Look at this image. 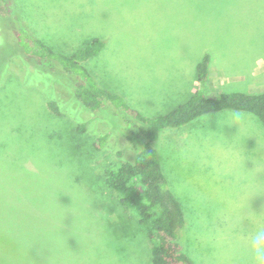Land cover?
I'll list each match as a JSON object with an SVG mask.
<instances>
[{
	"label": "rangeland",
	"instance_id": "rangeland-1",
	"mask_svg": "<svg viewBox=\"0 0 264 264\" xmlns=\"http://www.w3.org/2000/svg\"><path fill=\"white\" fill-rule=\"evenodd\" d=\"M29 36L64 56L102 40L83 65L99 87L154 118L198 90L206 54L208 94L264 92V0H0V264H151L145 228L101 185L106 168L135 154L125 136L132 121L112 105L94 117L74 97L78 76L38 60ZM227 112L163 130L153 143L194 264H250L248 237L264 226L247 214L264 211V194L243 210L242 189L244 174L264 182V126L247 112L242 126L225 125ZM62 131L76 142L72 160Z\"/></svg>",
	"mask_w": 264,
	"mask_h": 264
},
{
	"label": "trees",
	"instance_id": "trees-1",
	"mask_svg": "<svg viewBox=\"0 0 264 264\" xmlns=\"http://www.w3.org/2000/svg\"><path fill=\"white\" fill-rule=\"evenodd\" d=\"M29 37L35 48L31 54H35L38 60L54 59L66 72L78 76L74 97L94 117H97L96 112L100 109L112 105L132 121L129 134L125 136L132 144L135 154L132 160L120 159L117 164L106 168L101 176V185L117 207L133 212L138 224L145 228L146 236L151 241V264H194L178 241V231L185 225L184 212L169 188L153 143L163 130L180 128L203 115L224 110L253 114L264 126V92L208 94L206 89L210 56L206 54L196 65L198 90L170 112L150 118L132 109L119 95L99 87L83 65L101 52L105 46L102 40L93 39L70 56H64L53 52L34 36ZM48 106L53 111L56 110L53 102L49 101ZM85 129L86 123L78 124L74 134H81ZM130 135L141 139V144L138 146L135 140L130 139ZM107 137L104 134L97 138L96 150L105 145ZM61 139L63 143L60 147L65 154V161L72 160L76 151L72 145L76 142L70 144L63 131ZM73 163L75 164V158Z\"/></svg>",
	"mask_w": 264,
	"mask_h": 264
},
{
	"label": "clouds",
	"instance_id": "clouds-1",
	"mask_svg": "<svg viewBox=\"0 0 264 264\" xmlns=\"http://www.w3.org/2000/svg\"><path fill=\"white\" fill-rule=\"evenodd\" d=\"M226 115L228 117V120L225 125L235 126L236 128L242 126L244 123H246L248 119V117L244 113L237 110L229 111L226 113ZM223 139H225L224 136ZM206 143L212 144L211 139L206 141ZM212 146L215 145L213 144ZM251 171L252 170H248L249 173H251ZM228 174L231 175L232 173L229 172ZM241 175L242 174L238 172L235 173L237 179L241 178ZM256 177L257 174H244L242 177L246 181V183L242 186V189L244 193H246L249 197L247 201V206L243 210L248 208L249 200L253 195L264 194V182L257 180ZM247 214H250L257 219H264V211L257 214L249 210ZM248 248L251 253L250 264H264V226L257 227L250 234V236L248 237Z\"/></svg>",
	"mask_w": 264,
	"mask_h": 264
}]
</instances>
